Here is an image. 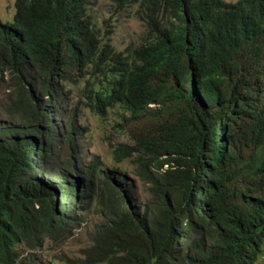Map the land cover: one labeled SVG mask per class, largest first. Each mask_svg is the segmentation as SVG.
<instances>
[{
	"label": "trees",
	"instance_id": "trees-1",
	"mask_svg": "<svg viewBox=\"0 0 264 264\" xmlns=\"http://www.w3.org/2000/svg\"><path fill=\"white\" fill-rule=\"evenodd\" d=\"M96 2L14 0L0 22V71L20 89L0 124V264H39L29 252L89 210L87 264H264V0H109L145 26L126 56L102 42ZM89 69L94 108L130 114L114 158L143 203L125 172L80 160L68 86L85 78L89 95Z\"/></svg>",
	"mask_w": 264,
	"mask_h": 264
},
{
	"label": "rangeland",
	"instance_id": "rangeland-1",
	"mask_svg": "<svg viewBox=\"0 0 264 264\" xmlns=\"http://www.w3.org/2000/svg\"><path fill=\"white\" fill-rule=\"evenodd\" d=\"M93 12L98 15L96 28L102 42L109 44L115 52L126 56L139 45L145 26L138 19L133 8L117 12L110 5L109 0H97ZM13 15L14 0H0V22L11 20ZM87 73L89 74V95L85 91L88 84L85 78H79L75 85L68 86L70 100L73 101L72 110L84 126L78 153L80 160L88 166L99 162L104 169L112 168L125 172L134 182V197L138 203H143L149 198L148 186L135 177L133 165L129 159L118 163L114 158L115 148L119 144H130L128 127L123 125V122L130 118V114L123 113V110L118 108H109L105 114L99 113L91 102L90 94L91 86L99 84L97 83L99 77L96 70L89 69ZM19 94L18 79L9 72L0 71L1 126H8L17 121L15 105L19 100ZM80 215L81 224L72 230L67 238L61 240L45 238L41 248L32 252L20 247L22 257L29 252L39 264H87V248L91 246L92 234L101 221L95 210L81 212Z\"/></svg>",
	"mask_w": 264,
	"mask_h": 264
},
{
	"label": "bare ground",
	"instance_id": "bare-ground-1",
	"mask_svg": "<svg viewBox=\"0 0 264 264\" xmlns=\"http://www.w3.org/2000/svg\"><path fill=\"white\" fill-rule=\"evenodd\" d=\"M226 2H227V1H226ZM95 163L98 164V162H95ZM101 169H104V168L101 167Z\"/></svg>",
	"mask_w": 264,
	"mask_h": 264
}]
</instances>
